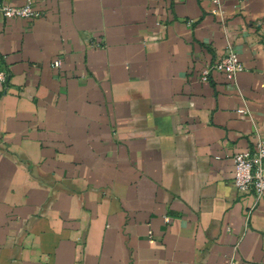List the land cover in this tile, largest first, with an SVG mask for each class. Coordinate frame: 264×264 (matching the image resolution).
I'll list each match as a JSON object with an SVG mask.
<instances>
[{"label":"crops","instance_id":"crops-1","mask_svg":"<svg viewBox=\"0 0 264 264\" xmlns=\"http://www.w3.org/2000/svg\"><path fill=\"white\" fill-rule=\"evenodd\" d=\"M220 1L0 16V264H264L231 159L264 140V0ZM229 44L245 70L201 82Z\"/></svg>","mask_w":264,"mask_h":264},{"label":"built area","instance_id":"built-area-1","mask_svg":"<svg viewBox=\"0 0 264 264\" xmlns=\"http://www.w3.org/2000/svg\"><path fill=\"white\" fill-rule=\"evenodd\" d=\"M245 0H238L239 3ZM216 5L214 13L220 15L221 1L213 0ZM0 16L5 19L31 20L42 17V14L35 10L34 0H27L22 6H13L3 3L0 0ZM96 45V44H95ZM99 46V45H98ZM52 68L58 69L62 66V61L57 59L53 61ZM245 70L234 47L229 44L224 56L209 63L200 74V81L203 83L210 82L214 73L223 74L228 81H235L240 73ZM10 72L0 70V86H6L10 81ZM242 115H248L249 110L243 108L240 110ZM221 160V157H217ZM235 172L233 183L238 192L242 194H252L257 204L264 202V140L259 139L253 148L237 152L232 156Z\"/></svg>","mask_w":264,"mask_h":264}]
</instances>
